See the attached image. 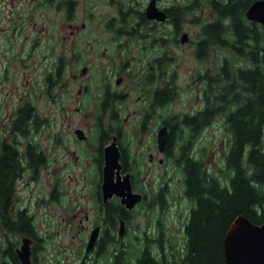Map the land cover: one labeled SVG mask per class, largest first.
Returning a JSON list of instances; mask_svg holds the SVG:
<instances>
[{"label": "flooded vegetation", "instance_id": "af4514ba", "mask_svg": "<svg viewBox=\"0 0 264 264\" xmlns=\"http://www.w3.org/2000/svg\"><path fill=\"white\" fill-rule=\"evenodd\" d=\"M151 1H154L159 11L164 12L163 19L147 17L146 8ZM172 4L175 3L167 5L161 0H147L135 17V24H129L135 16L133 13L129 10L123 13L120 10V24L104 26L105 31L110 34L107 41L114 46L109 53L102 52V55H106L104 56L106 60L98 64L99 73L95 83L90 82L87 78L89 67L84 65L86 63L83 60L86 54L85 50L78 52L80 57L82 56L81 59L77 58V53L72 54V57H75V62H79L81 65L72 74L73 79L79 81V86L73 90L69 83L70 80L64 83L67 100L65 105L63 102L60 109L69 111L70 102L75 99L77 105L74 110L76 112L85 113L88 110L94 114V120L90 124H85V127L72 124L70 121L48 122L47 131H43L46 136H40L39 141V137L34 136L38 132V122H36L37 105L33 101V97L37 95L39 89L34 91L33 82L30 84L29 81L24 80L21 82L22 84L18 83V68L11 70L8 67L10 60L6 62L7 66L3 68V71H0V92L6 84H9L10 90L8 92L11 95L20 94V103L13 107L11 117L5 119L6 122L1 124L0 130V156H2L4 147L9 146L16 151L20 164V172L12 185L9 214L7 215L9 219L2 214L0 215V241L4 242L9 237L12 239L13 249L20 264L24 263L21 261L17 250L21 248L23 240H28L29 260L30 264H33L35 257L33 248H37V241L42 240L41 242H43L48 233L43 236H40L36 230V234L32 236L20 232L12 233L6 228L5 221L6 219L10 222L14 221L17 213L24 210L26 214L31 216L34 226L37 218H39L40 203L36 202L33 206L24 204L22 196L18 194L24 191V186L28 183H38L37 176L44 170L47 177L52 176V180L49 181L51 184L49 185L47 202L59 203L57 206L59 209L61 208V211L62 209H71L72 216L66 222L71 225L83 226V228L76 230L73 237L83 235L82 239L88 242L92 231L96 227L98 228V235L93 247L86 251V243L85 249L79 252L81 255H76L77 264L81 259H84L87 264L93 261L97 264H103L102 251L97 253L99 242L101 240L117 241L131 235L129 231L131 225H134L132 226V236L145 234L147 238L164 237V221H166L167 213L170 212L173 205H176L178 200V194L172 192L168 187L171 180L166 178L168 162L172 159L177 160L180 154L179 143L175 141V136L172 135L174 127L177 126L172 121L178 122L177 116L181 117L184 114L191 117L205 106L203 98L199 99L200 96L197 94L198 103L192 104L195 108L186 107L182 112L167 119V106L174 102L177 96L175 85L172 82L175 73H168L167 64L174 60L168 55L167 31L168 29L171 33L177 31L180 38L183 33H186L171 16L169 7ZM213 19L214 17L211 18V20ZM201 28L202 25H200V30ZM187 35L190 39L189 34ZM35 43H38V40ZM33 51L34 46L30 45V50L24 52L25 56L20 60L24 66L29 65L26 59L33 56ZM60 55L59 61L63 60ZM34 68H36L35 65ZM11 71L14 73L12 74ZM53 73L46 77L45 87L48 92H51L55 85L56 80L52 75ZM211 73L212 69H207L202 74H198V80L201 83L199 92L201 96L206 87L205 75L209 76ZM61 77L62 75L58 79ZM24 85L27 86L25 90L23 89ZM26 90L28 96L22 101ZM75 92L84 99L78 100L74 96ZM50 95L53 96V93ZM4 106L6 111L11 108L6 104ZM1 107L2 101L0 100V109ZM25 107H29L33 115L25 123V126H22L23 123L15 121V115ZM122 113H133L135 117L128 121V118L123 119L121 117ZM163 128L166 129V132L162 130ZM22 134L28 135L24 146L20 139ZM44 139L46 146L41 142ZM195 145L196 143H194ZM192 151L197 154L196 149H192ZM29 154L35 160V156L39 155L42 161L36 163L35 166ZM60 154L64 157L63 159L58 158ZM116 154L120 167H113L112 181L114 183L122 182L125 177H128L132 193L140 196V199L131 207L122 202L121 196L115 194L106 200L103 199L102 182L106 155L114 157ZM65 156H68L70 160L72 159V162L65 161ZM51 157H53L52 160H55L53 165L48 164ZM80 172V176L84 178L91 175L94 178L87 183L91 190L89 201L75 202L74 205L64 208L65 206L59 202L61 197H58L59 194L61 196L62 177H64L63 175L75 177ZM173 184L177 189L180 188L179 195L182 198L181 177ZM48 208H51L50 205H47ZM56 211L52 210L51 213V210H47L43 214L52 219V222L57 223ZM64 214L68 215V212H64ZM40 217L43 218L42 215ZM63 217L60 215L59 219L64 220L65 217ZM141 219L145 221V230L138 228L141 225ZM84 222L91 224V227H85L84 230ZM68 224L67 228L63 229V234L70 232L71 227ZM45 255L38 253L37 261L46 264L42 263L45 259L47 264H69L64 258L57 259L56 257L50 263ZM113 256L115 259V255ZM0 264H7L5 249L2 248H0Z\"/></svg>", "mask_w": 264, "mask_h": 264}, {"label": "trees", "instance_id": "16d2710c", "mask_svg": "<svg viewBox=\"0 0 264 264\" xmlns=\"http://www.w3.org/2000/svg\"><path fill=\"white\" fill-rule=\"evenodd\" d=\"M253 1L184 0L169 7L177 25L196 9L212 10L215 18L201 23L196 55L204 58L211 50L223 53L212 73L205 75L204 108L191 117L184 114L177 116L178 122L172 121L177 126L172 135L180 146L173 164L181 177L182 199L188 203L189 213L183 219L180 239L147 238L143 234L101 240L97 253L102 251L103 264H224L223 239L230 223L237 216L257 225L264 223V26L245 16ZM59 3L69 17L75 12L77 0ZM59 63L52 74L56 81L63 71L62 60ZM32 115L25 107L16 113L15 121L25 126ZM213 122L221 123L226 144L221 161L211 165L198 138ZM29 155L35 166L42 161L39 155L36 160ZM19 172L16 151L4 147L0 156V215L8 219L12 185ZM8 219L6 228L12 233L36 234L26 211H19L14 221ZM12 244L9 237L0 241V248L5 249L7 264H20ZM33 253V264H41L36 247ZM79 264L87 263L81 259Z\"/></svg>", "mask_w": 264, "mask_h": 264}, {"label": "rangeland", "instance_id": "374dc122", "mask_svg": "<svg viewBox=\"0 0 264 264\" xmlns=\"http://www.w3.org/2000/svg\"><path fill=\"white\" fill-rule=\"evenodd\" d=\"M146 1L77 0V4L74 7L75 12L69 17L59 0H52L50 4L47 3V0H0V71H3V68L7 66L6 62L10 60L8 67L11 70H17L18 68V83L26 80L30 84L33 82L34 91L39 89L37 95L33 97L34 104L36 103L37 105L36 122H38V132L34 136L36 138L39 137V141L40 136H46L43 131L47 129L46 125L48 122L70 121L72 124L85 127V124H90L94 120L93 112L87 110L85 113H81L74 110L77 105L75 99L71 100L69 111L60 109L63 102L65 105L67 100L64 83L70 80L69 83L72 85L73 90H76L79 86V81L74 80L72 74L81 65L79 62H75V57H72V54L77 53V58L81 59L82 56L80 57L78 52L79 50H85L86 54L83 60L86 63L84 65L89 67L87 78L90 82L95 83L99 73L98 64L106 60L104 57L106 55H102V52L109 53L114 46L107 41L110 34L105 31L104 26L107 24H120V10L123 13L127 10L133 13L135 16L130 20L129 24H135V17ZM182 1L184 0H161L162 3L167 5L170 3H182ZM213 17L215 18V15L208 7H204L202 11L196 9L188 14L181 24V27L185 30L184 32L189 34L190 37L185 43L180 42L179 35L174 36L169 29L167 31L166 45L168 55L174 60L172 63L167 64L168 73H175L172 82L177 92L175 101L167 106V119L182 112L186 107L195 108L192 104L196 105L198 103L197 94L200 96H198L199 99L202 98L199 93L201 83L198 80V74H202L207 69L214 70L216 62L222 57V51L216 52V50L207 51V55L204 58H198L196 55V38L200 25ZM196 22H200V24ZM36 40H38V43H35ZM30 45L34 46L33 56L30 59H26L29 65L24 66V63L20 60L24 58V52L30 50ZM14 54L15 56H13ZM59 55L63 57L62 77L55 81L52 91L48 92L45 87L46 77L54 72L57 64L60 65ZM34 65L36 68H34ZM11 73L13 74L14 71H11ZM35 77L36 79H34ZM26 88L27 86L24 85L23 89L25 90ZM9 90V84H6L0 92V100L2 101L0 130L1 124L6 122L5 119L11 117V112L14 110L13 107L20 103V94L11 95L8 92ZM50 93H53V96ZM26 96H28L27 90L23 94L22 101ZM74 96L80 101L84 99L79 97L76 92ZM53 98L54 100H52ZM5 104L6 106H11L7 111L5 110ZM121 117L123 119L128 118L127 120L130 121L134 119L135 115L133 113H122ZM202 136L198 138V144L203 143L206 148V162L211 165H214L215 161L220 162L222 150L226 144V137L224 136L221 123L213 122L204 129ZM27 138L28 135L22 134L20 139L23 146ZM41 142L44 144L46 140L44 139ZM44 146L46 145L44 144ZM59 157L60 159L64 158L61 154ZM52 159L53 157L50 158L48 164H54L55 160ZM64 160L68 163L72 162V159L70 160L68 156H65ZM173 162L174 159L168 162L166 178L171 180L168 187L172 192L178 194V200L175 203L176 205H173V208L167 213L166 221H164L165 234L162 237L168 236L172 239L174 237L180 239L182 234L181 225L188 211V203L180 198L179 192L181 190L180 188L177 189L173 184V182H177L180 179V174L174 168ZM49 173H51L50 170ZM80 175L81 172L75 177H69L68 175H63L64 177H62L61 196L59 194L58 197H61L59 202L65 206L64 208L74 205L75 202H85L91 195L90 185L88 186L87 183L94 179L93 176L84 178ZM37 177L38 183H28L24 186V191L18 195L22 196L24 204L33 206L36 202L40 203L39 218L34 223V228L38 234L40 233V236L46 233L48 235H45L43 242H41L42 240L37 241L38 252L40 255L46 254L45 256L50 263L56 257L57 259L64 258L69 264H77L76 255H81L79 252L85 249L84 245L87 240L82 239L83 235L73 237V234L77 229L83 228V226L71 225L66 222L72 216L71 209H62V211L68 212V215H66L61 211V208H58L57 205L59 203L47 202L49 185L51 184L49 181L50 179L52 180V176L47 177L44 170ZM47 205H50L51 208L47 209ZM45 208L46 210H44ZM47 210H51V213L52 210H57V223L52 222V219L43 214ZM41 215L43 218L40 217ZM60 215L64 216L65 219L60 220ZM140 223L141 225L138 226L139 230H145V221L141 219ZM67 224L71 227L69 229L70 232L63 234V229L67 228ZM84 224V230L85 227H91V224L87 222H84ZM132 226L134 225L129 226L131 235L128 236L133 235ZM14 241L16 242L15 239ZM42 263L47 264V261L44 259Z\"/></svg>", "mask_w": 264, "mask_h": 264}, {"label": "water", "instance_id": "95a60500", "mask_svg": "<svg viewBox=\"0 0 264 264\" xmlns=\"http://www.w3.org/2000/svg\"><path fill=\"white\" fill-rule=\"evenodd\" d=\"M146 15L148 18L163 19L165 14L158 10L154 1H151L146 8ZM245 16L250 21L264 25V0L253 1L248 6ZM186 41H188V35L183 33L180 42L185 43ZM162 130L166 132L165 128ZM113 167H120L118 155L116 154L114 157L106 155L102 182L103 199L106 200L115 194L121 196L122 202L131 207L140 199V196L132 193L128 177H125L122 182L114 183L112 181ZM97 235L98 228L96 227L88 240L86 251L93 247ZM223 249L225 255L224 264H264V223L257 225L244 216H237L230 223L225 233ZM17 252L24 264H30V247L27 239L23 240V244Z\"/></svg>", "mask_w": 264, "mask_h": 264}]
</instances>
